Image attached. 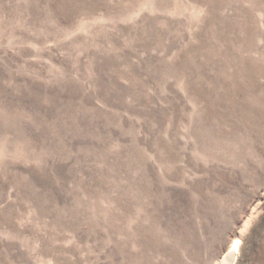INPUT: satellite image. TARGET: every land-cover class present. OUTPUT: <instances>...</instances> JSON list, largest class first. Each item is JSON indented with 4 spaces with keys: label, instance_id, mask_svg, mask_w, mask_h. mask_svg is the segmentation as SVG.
I'll return each mask as SVG.
<instances>
[{
    "label": "rangeland",
    "instance_id": "rangeland-1",
    "mask_svg": "<svg viewBox=\"0 0 264 264\" xmlns=\"http://www.w3.org/2000/svg\"><path fill=\"white\" fill-rule=\"evenodd\" d=\"M0 264H264V0H0Z\"/></svg>",
    "mask_w": 264,
    "mask_h": 264
},
{
    "label": "bare ground",
    "instance_id": "bare-ground-1",
    "mask_svg": "<svg viewBox=\"0 0 264 264\" xmlns=\"http://www.w3.org/2000/svg\"><path fill=\"white\" fill-rule=\"evenodd\" d=\"M237 249L238 245L237 243L233 244L226 252L225 257L229 259L232 262H235L237 257ZM225 260V259H224Z\"/></svg>",
    "mask_w": 264,
    "mask_h": 264
}]
</instances>
